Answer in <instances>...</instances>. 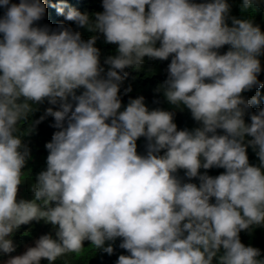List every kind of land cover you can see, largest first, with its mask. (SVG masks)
I'll return each mask as SVG.
<instances>
[{
  "label": "clouds",
  "instance_id": "clouds-1",
  "mask_svg": "<svg viewBox=\"0 0 264 264\" xmlns=\"http://www.w3.org/2000/svg\"><path fill=\"white\" fill-rule=\"evenodd\" d=\"M254 3L264 0H243V8ZM56 7L63 14L66 5L61 0ZM102 7L94 22L75 9L65 19L118 45V55L104 61L106 76L97 36L84 41L63 23L55 30L33 26L46 15L42 0H0V252L15 251L10 236L21 225L44 220L58 226L56 239L43 235L6 264H40L42 258L52 264L82 253L85 240L111 255L105 242L117 238L130 253L117 264H213L217 257L218 264H264L260 250L245 246L239 235L264 225V108L246 124L259 93L250 100L241 96L264 87L257 78L264 33L250 19L231 17L230 27L226 0H102ZM225 45L230 49L219 54ZM170 55L164 95L202 122L191 132L177 130L173 113L149 111L143 96L120 111L124 69L138 67L145 56ZM45 100L59 109L47 108L28 132L47 117L59 130L45 145L47 169L31 185L35 199L18 201L30 156L18 125L32 104ZM246 135L260 166L249 164ZM140 137L148 141L145 156L137 154ZM213 167L226 171L199 174ZM178 169L199 177V187L182 183L174 175Z\"/></svg>",
  "mask_w": 264,
  "mask_h": 264
},
{
  "label": "trees",
  "instance_id": "trees-1",
  "mask_svg": "<svg viewBox=\"0 0 264 264\" xmlns=\"http://www.w3.org/2000/svg\"><path fill=\"white\" fill-rule=\"evenodd\" d=\"M46 5L45 17L34 23L35 27L49 26L50 29L55 30L60 23H63L66 27H70L73 31H78L81 34V38L87 41L92 36H97L96 44L94 45L100 50V65L105 69L102 75L106 76V72L110 66L105 64L104 61L109 56L118 55V45L110 44L105 42V37L99 32L90 31L87 27H78L74 22L67 21L65 19L66 13L70 9H75L82 14H87L91 21H95V13L103 12L102 0H63L66 5L64 13H58L57 7L61 4V0H42ZM192 3H207L213 2V0H190ZM230 6L229 19L227 20L228 25L232 26L231 17L237 19H250L254 25H258L261 32L264 33V3H254L251 7L244 9L243 0H226ZM11 3H19V0H11ZM148 6H146V11ZM5 9L0 8V17L4 15ZM2 39V34H0ZM160 46V42L157 41L156 47ZM230 49L229 45H225L218 50L219 54H225ZM172 56L170 55L167 60L152 59L147 56L144 57L143 62L137 67H127L124 69L128 73L127 77L123 80L120 85V91L118 93L122 107L120 111H123L130 99H136L141 96L144 97L145 106L149 111L160 109L173 113V122L177 125V130H188L194 131L197 128L202 127V122L196 121L191 114V111L182 103L180 105L171 104L166 96L164 95L165 81L168 77V65L171 63ZM261 62V72L258 74V80L264 82V54L258 57ZM119 71V70H117ZM122 75V73H121ZM210 82V81H205ZM131 87V91L125 93V89ZM84 91L83 88L77 89L76 94L80 95ZM259 93V103L253 105L249 110L246 111L244 120L246 124H251V115L256 114L259 109L264 108V87H253L249 91L241 93V96L245 100H250L253 96ZM69 102H75L69 98ZM33 112H31L26 121L21 122L19 127L18 135L22 134L23 143L30 150V156L27 160L23 172L26 177L22 183L18 186V195H24L26 201H32L35 199L34 194L30 191L31 185L37 182V177L40 172L47 169V156L49 154L46 149V143L50 142L55 131L59 129L53 127L55 121L52 117H47L44 121L35 126V129L28 132L30 125L38 120L42 116L45 110L52 107L54 110L59 109V105H51L45 100L43 104H32ZM73 107V110H74ZM110 123V120L107 121ZM65 126L66 122H65ZM217 135H224L225 132L222 129H217ZM211 133H209V136ZM253 139L250 136H245L244 144L248 145V141ZM147 139L146 137H140L137 140V154L145 156L147 155ZM258 150V149H257ZM251 145L246 148V154L249 159V164L252 166H260V161L256 155V151ZM167 149H162L158 155H164ZM202 163L204 162L201 157ZM226 170L223 168L213 167L211 169H199V174H207L211 177H216ZM186 170L178 169L174 175L181 180L182 183H195L198 187L200 184L199 177L188 178L185 175ZM39 203V202H38ZM210 203H215V198L210 199ZM55 206V202L51 204ZM44 229L47 234H53V238L56 239V231L58 226L53 227L50 223H46L44 220L35 221L33 220L29 224L21 225L15 235L13 236V243L16 247L20 248L22 243H17L19 239H23L25 242L34 239L38 233ZM187 235V233H185ZM240 240L245 246H251L257 248L261 252L259 259H264V225H254L248 230H242L240 232ZM122 243V238H117L115 241H106L105 247L109 244L113 247V254L109 255L104 253L102 249L94 248L90 241L85 240L83 242L84 250L79 255L68 254L61 258H58L52 264H117L118 257L120 255L128 256L130 253L119 247ZM16 252L13 251L10 254ZM223 254V249L218 253ZM42 264H49L47 259H41ZM213 264H218V257L214 258Z\"/></svg>",
  "mask_w": 264,
  "mask_h": 264
},
{
  "label": "rangeland",
  "instance_id": "rangeland-1",
  "mask_svg": "<svg viewBox=\"0 0 264 264\" xmlns=\"http://www.w3.org/2000/svg\"><path fill=\"white\" fill-rule=\"evenodd\" d=\"M21 199L26 201L25 196L22 195V194L19 195V196L17 197V200H18V201L21 200ZM16 231H17V230H15V231L11 234V236H10V238H11L12 240H13V236L15 235ZM43 235H51V236L53 237V234H47V233L45 232V230L42 229L34 239L29 240L28 242H25L23 239H19V240L16 241V242H17V243H22V244H21L22 246H21L20 248H18V247L15 246V249H16V252H15V253H13V254H10V253H8V254H4V253L0 252V264H6V262H7L8 259H10V258H12V257H15V256L23 255V254L27 251V249H28L29 247H35V243H36V241H37L41 236H43ZM40 264H42L41 261H40Z\"/></svg>",
  "mask_w": 264,
  "mask_h": 264
}]
</instances>
